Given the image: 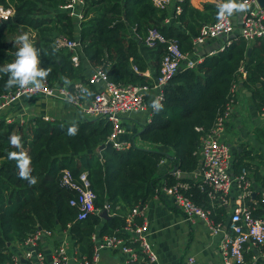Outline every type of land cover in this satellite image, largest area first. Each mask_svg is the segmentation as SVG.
<instances>
[{
  "label": "trees",
  "instance_id": "16d2710c",
  "mask_svg": "<svg viewBox=\"0 0 264 264\" xmlns=\"http://www.w3.org/2000/svg\"><path fill=\"white\" fill-rule=\"evenodd\" d=\"M67 2L0 0V6L14 11L0 23V68L15 61L20 47L16 38L27 33L38 50L39 67L49 71L46 79L51 85L69 88L76 80L86 83L82 76L83 58L94 69L105 71L109 81L150 85L152 79L142 73L152 70L154 77L159 75L168 41L175 42L182 53L195 58L193 40L203 26L218 20L224 4L221 0L216 4L205 2L199 9L185 0L180 4V13L166 24L164 20L173 15V9L161 10L152 0H87L81 9L80 21L61 9ZM151 30L162 35L165 42L155 41L153 47H146L145 58L139 48ZM59 37L77 41L80 50L58 47ZM75 53L77 66L71 61ZM240 67L245 70L243 79L238 75ZM7 80L8 74L0 72V95L18 87L6 88ZM234 82L251 91L255 106L264 110V39L249 45L236 35L222 50L202 57L195 68L176 72L164 88L161 107L143 125V131L136 134L149 148L134 145L125 151H116L105 145L111 128L103 119L51 122L36 117L24 125L0 120V264L11 260L10 243H22L38 230L66 231L79 253L90 257L92 234L99 238L122 236L118 231L125 226L126 218L133 209L144 207L155 196L162 179L166 186L188 183L186 195L196 204L208 207L206 193L187 177L197 172L200 138L229 104ZM95 92L90 86L89 95ZM73 127L76 134L69 135ZM13 135L20 137L19 147L10 143ZM101 145L104 147L98 151ZM161 148L169 150L172 166L183 177L176 180L172 174L159 175V166L165 159ZM11 153L16 156H10ZM21 156L30 160L29 177L36 179L35 184L20 177ZM234 168V174L242 168L249 169L241 159L235 162ZM64 169L74 178L86 172L95 194L96 212L83 220L77 219V208L70 206V200L77 193L61 183ZM254 195L253 199H259V194L255 198ZM106 206L109 217L103 220L99 214ZM226 211L222 207L213 209L211 218L225 223ZM254 214L262 216L263 207ZM135 221L140 223L138 218ZM253 256V250L245 252L243 264H264V261L253 262Z\"/></svg>",
  "mask_w": 264,
  "mask_h": 264
},
{
  "label": "built area",
  "instance_id": "2783aa9c",
  "mask_svg": "<svg viewBox=\"0 0 264 264\" xmlns=\"http://www.w3.org/2000/svg\"><path fill=\"white\" fill-rule=\"evenodd\" d=\"M86 1L68 0L61 9L80 21L82 19L81 9ZM183 1L185 0H152L154 6L161 10L172 7L173 15L165 18L164 23L166 24L172 22L180 13V4ZM239 4L245 5L239 20V33L235 34L236 27L233 20L225 13V18H218L214 24L203 26L200 29L199 35L193 40L194 50H198V47L218 37L228 39L231 35H238L249 45L264 39L263 7L257 0H245ZM13 13L12 8L0 6V23L7 20ZM155 41L165 42V39L155 30H151L144 45L151 48ZM56 45L70 51L80 48L77 41L63 37L56 40ZM196 55L195 52V58L188 56L179 50L175 42L168 41L167 53L161 60L159 75L152 78L150 85L114 83L108 80L105 71L97 68L87 78L86 83L76 80L69 88L51 85L46 78L40 89L32 85L26 88L17 87L12 92L0 95V120L12 123L14 119L8 115L10 110L25 98H49L76 109L84 119L105 120L111 128L105 145L111 146L116 151H125L136 143L126 137L124 118L144 113L146 114L145 124L149 123L152 114L161 107L164 101V88L169 80L180 69H193L202 61V57H196ZM71 61L75 66L78 65L77 53L71 57ZM134 70L137 72L135 68ZM238 75L241 76L240 79L245 77L243 67H240ZM142 76L148 77L147 72L142 73ZM90 86L96 90L93 96L89 95ZM237 89L238 82H234L229 104L219 114L213 127L200 138V163L197 172L194 173L196 179L194 183L201 192L206 193L209 206L202 207L186 195L185 192L189 189L188 183L176 182L171 186L164 185L155 194L158 196L163 193L171 197L186 222L193 223L198 219L205 223L211 234L221 236L219 249L222 264H243L247 242L259 249L258 256H254L252 261L257 262L264 259V214L262 216L254 214L256 209L263 207L264 210V190L259 193V199L252 198L254 191L248 171L242 168L238 173H233V155L230 147L223 140ZM45 120L48 121V119ZM181 175L180 171L174 173L177 178ZM61 183L77 193L76 197L70 200V206L77 208L78 220H83L89 214L96 212L95 194L90 188L86 172L79 173L77 178H74L69 170L64 169L61 173ZM233 191L235 193L234 204L231 206L230 198ZM230 206L232 209L226 223L216 222L211 218L213 209L220 207L228 209ZM107 209L108 206L105 207V211ZM135 218L140 219V223H136ZM146 223L143 207H136L126 218L125 226L118 231L122 236L112 235L99 238L97 234H92L93 248L90 257L81 255L73 244L72 253L69 255L67 251L70 243L63 241L55 249L48 263L39 250L38 244L43 236H50L52 233L38 230L21 243L24 248L22 257L27 264H68L70 259L76 264H98L101 252L115 251L124 256L123 264H156L157 256L148 240ZM10 264L20 263L18 258L13 257ZM185 264L198 263L194 256L188 255Z\"/></svg>",
  "mask_w": 264,
  "mask_h": 264
},
{
  "label": "crops",
  "instance_id": "0c3cea01",
  "mask_svg": "<svg viewBox=\"0 0 264 264\" xmlns=\"http://www.w3.org/2000/svg\"><path fill=\"white\" fill-rule=\"evenodd\" d=\"M220 0H190L192 6L201 9V5L205 2L215 3ZM227 3L228 0H221ZM236 4H239L234 0ZM172 7L169 8L171 11ZM242 11H233L231 18L236 21L235 34L239 33V20ZM226 43L222 39H213L199 47L196 57L212 47L215 53L222 50ZM141 54L146 58V47L143 45L139 48ZM94 68L89 62L82 59V76L85 80L93 73ZM149 79L154 78L153 71H146ZM260 85H257L259 87ZM9 117H13L14 121L20 125L27 124L29 120L40 117L48 119V121H81L84 118L74 108L67 104L55 101L49 98L32 97L25 98L17 103L9 112ZM146 120V114H133L124 118V127L126 129V137L135 142L136 134L141 130L137 126L143 127ZM229 131V133H228ZM223 140L228 144L233 155V173L234 165L238 160H242L244 166H247L249 177L252 181L254 198L264 190V111H260L252 100V93L244 88L240 83L235 92L234 104L228 116L226 123V131ZM140 146L149 148L148 145L140 143ZM159 149V148H158ZM165 153V159L159 166V175L172 174L178 180L183 174L177 178L172 172V155L166 148H161ZM196 173V172H195ZM188 180L193 182L196 180L194 173L188 175ZM161 187L165 185L164 179L161 181ZM234 191L231 193L230 204H234ZM231 206L227 209V222L231 212ZM143 215L146 220L148 230V240L157 256L156 264H185L188 255L194 256L198 264H222L219 249L221 236L213 235L209 232L204 222L195 220L188 223L184 219L181 211L174 204L171 197L160 193L154 196L143 207ZM225 222V223H226ZM63 241L70 243L68 254L72 253V243L66 231H57L50 236H43L38 244L39 250L45 256L48 262L51 261L55 249ZM246 252L253 250L254 256H258L259 250L247 242ZM9 253L11 258H18L20 264H27L23 259L24 248L21 243L13 242L9 244ZM253 256V257H254ZM124 256L119 252L103 251L100 255L98 264H123ZM259 261H264L260 259ZM10 264V262L4 263ZM68 264H76L72 259Z\"/></svg>",
  "mask_w": 264,
  "mask_h": 264
},
{
  "label": "clouds",
  "instance_id": "9594fccd",
  "mask_svg": "<svg viewBox=\"0 0 264 264\" xmlns=\"http://www.w3.org/2000/svg\"><path fill=\"white\" fill-rule=\"evenodd\" d=\"M244 8L245 5L236 4L234 0H228L227 3L221 6L218 16L223 19L226 17L225 13H227V16H231L234 10L243 11ZM16 43L20 45V47L16 52L15 61L0 68V72L8 74V80L5 85L6 88H11L13 86L26 88L29 85L34 86L36 89L42 88L43 82L48 76L49 71L39 67L40 59L38 50L34 47L27 33L18 36L16 38ZM65 82H67V80ZM76 131V128H70L69 135H75ZM10 143L13 146L19 147L20 137L16 135L11 136ZM10 156L15 157L16 154L11 153ZM20 161V177L28 180L30 184H35L36 179L34 177L30 179L29 177L30 169L28 168V164L30 160L21 156Z\"/></svg>",
  "mask_w": 264,
  "mask_h": 264
},
{
  "label": "water",
  "instance_id": "95a60500",
  "mask_svg": "<svg viewBox=\"0 0 264 264\" xmlns=\"http://www.w3.org/2000/svg\"><path fill=\"white\" fill-rule=\"evenodd\" d=\"M257 2L259 3V5L261 6V7H263L264 6V0H257ZM232 20H233V24H234V26L236 25V21H235V19L234 18H232ZM233 37H235V35H231L230 37H228V39L227 38H225V37H218L217 39H222V41H223V43H226L228 40H230V39H232ZM200 47H202V46H200ZM198 49H199V47H198ZM215 49H213L212 47H208V49L206 50V51H204L203 53H201L200 54V56L201 57H204V56H206V55H210V54H213ZM195 52L198 54V50L196 49L195 50ZM249 54H250V49L247 51V58H248V56H249ZM143 131V129H141V131L140 132H142ZM104 147V145H101L99 148H97V150L99 151L101 148H103ZM176 171V168L174 167L173 169H172V172H175ZM99 216H100V218H102L103 220H106V219H108V214H107V212L106 211H102L100 214H99Z\"/></svg>",
  "mask_w": 264,
  "mask_h": 264
},
{
  "label": "rangeland",
  "instance_id": "374dc122",
  "mask_svg": "<svg viewBox=\"0 0 264 264\" xmlns=\"http://www.w3.org/2000/svg\"><path fill=\"white\" fill-rule=\"evenodd\" d=\"M29 38H30V37H29ZM30 39H31V38H30ZM18 46H19V45H18ZM13 54H14V53H13ZM137 129L140 130L141 127L137 126ZM228 133H229V131H228ZM134 138H135V143H136V145H137V146H138V145L140 146V143H141V142L139 141L138 137L135 136Z\"/></svg>",
  "mask_w": 264,
  "mask_h": 264
}]
</instances>
